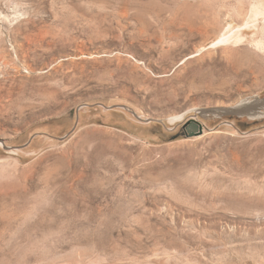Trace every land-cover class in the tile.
I'll return each instance as SVG.
<instances>
[{"label":"rangeland","instance_id":"1","mask_svg":"<svg viewBox=\"0 0 264 264\" xmlns=\"http://www.w3.org/2000/svg\"><path fill=\"white\" fill-rule=\"evenodd\" d=\"M257 98L264 0H0V264H264Z\"/></svg>","mask_w":264,"mask_h":264},{"label":"bare ground","instance_id":"2","mask_svg":"<svg viewBox=\"0 0 264 264\" xmlns=\"http://www.w3.org/2000/svg\"><path fill=\"white\" fill-rule=\"evenodd\" d=\"M229 42H230V36H228V35L225 36V34H224L223 37H221L220 39L212 42L211 43V47H216L218 44H228ZM200 52L201 51H199L197 53H194V54H191L190 57L199 55ZM263 107H264V99L257 98L255 100H251V101H246V102L240 103V104L236 105L231 110H232V112L236 111L238 113H250V112L252 113V112H256V111L261 112L260 110L263 109ZM205 110H207V109H205ZM224 110L226 111V109H222L220 111L225 112ZM203 111H201V112H203ZM208 111L215 112V109H208ZM229 111H230V109H229ZM204 113H206V112H204ZM258 114H260V113H258Z\"/></svg>","mask_w":264,"mask_h":264},{"label":"water","instance_id":"3","mask_svg":"<svg viewBox=\"0 0 264 264\" xmlns=\"http://www.w3.org/2000/svg\"><path fill=\"white\" fill-rule=\"evenodd\" d=\"M232 113H226V114H219V115H231ZM237 115V114H233ZM203 131V126L200 122L192 120L190 124L188 125V134L190 136H194L196 134H201Z\"/></svg>","mask_w":264,"mask_h":264}]
</instances>
